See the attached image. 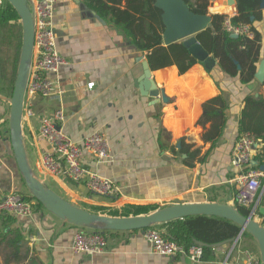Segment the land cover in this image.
Masks as SVG:
<instances>
[{"label":"crops","instance_id":"1","mask_svg":"<svg viewBox=\"0 0 264 264\" xmlns=\"http://www.w3.org/2000/svg\"><path fill=\"white\" fill-rule=\"evenodd\" d=\"M91 5L90 0H59L56 4V44L67 63L57 75L53 93L37 95L33 115L23 119L25 143L35 173L72 203L111 216L136 215L135 205L160 208L188 202L234 203L237 188L231 180L237 171L231 157L239 136V121L247 95L264 96V83L255 78L244 84L239 76L215 68L217 85L201 63L184 74L171 65L152 70L161 96L151 97L142 84L143 62L148 53ZM221 8L211 11L237 14L236 6L222 4ZM262 10L263 18L255 23L262 34L260 60L264 57ZM90 83H94L92 87ZM221 93L229 103L227 122L219 142L211 148V143L203 140L210 123L201 125L198 121L203 103ZM10 97L0 92V197L16 191L28 198L31 193L10 141ZM59 110L63 120L55 122L73 140L82 141L95 132L109 139V161H85L92 170L114 181L113 194L94 193L84 184L45 169L42 158L49 145L40 134L41 120L53 117ZM197 149L199 154L192 157ZM263 152L264 142L259 140L253 156ZM262 185L258 211L264 216V177ZM31 200V216H0V264H231L243 262L245 250L261 256L258 240L245 232L237 242L214 245L213 259L211 256L192 261L183 254L162 256L153 252L144 230L79 227L39 206L36 199ZM79 230L102 232L108 241L105 251L74 252L73 237ZM18 236L21 239L15 243Z\"/></svg>","mask_w":264,"mask_h":264},{"label":"trees","instance_id":"2","mask_svg":"<svg viewBox=\"0 0 264 264\" xmlns=\"http://www.w3.org/2000/svg\"><path fill=\"white\" fill-rule=\"evenodd\" d=\"M90 1L91 6L97 10L100 16L123 28L132 37L135 45L148 53L152 70L175 65L179 72L184 74L193 65L200 63L189 53L182 42L164 44L163 10L156 6L157 0ZM185 1L194 12L208 13V0ZM260 4L261 0H236L237 14L231 17V22L234 25L249 24L254 34L253 37L232 36L226 30L225 19L227 16L223 13H214L211 27L197 35L205 49L218 60L216 69L233 77L239 76L244 84L255 79V73L260 63L262 34L255 25L257 21L263 18V10ZM21 25L18 12L6 0L5 5L0 8V92H5L8 96L13 94L18 71V56L21 54L23 39V31L20 32ZM21 30H23L22 26ZM206 71L219 85V81L216 80L213 73L214 69L206 68ZM245 103V109L242 111L239 121V136L242 133H248L255 138L257 143L259 140L264 142V96L262 93L249 94ZM228 106L229 103L223 93L203 103V114L198 122L201 125L210 123L209 129L203 135V140L210 142L211 148L219 142L223 135L227 122L226 110ZM198 154L199 149L192 152L191 156L195 157ZM262 154L254 156V160L257 162L254 167L264 164V152ZM28 198L36 199L32 195ZM37 202L39 206H44L38 200ZM235 206L242 214H250L249 208L236 202ZM133 207L136 215L147 214L158 209L157 205H135ZM151 227L161 230L165 238L182 244L186 250L198 245L197 242L199 241L206 243L202 247V258L206 260L213 255L214 245L233 241L241 231V227L237 223L224 217L211 215H194L168 223L155 224ZM245 233L249 232L245 231ZM20 239L18 236L15 243L19 242ZM17 246L19 245L17 244Z\"/></svg>","mask_w":264,"mask_h":264},{"label":"built area","instance_id":"3","mask_svg":"<svg viewBox=\"0 0 264 264\" xmlns=\"http://www.w3.org/2000/svg\"><path fill=\"white\" fill-rule=\"evenodd\" d=\"M59 0H30L35 22V45L29 80L24 100L25 117L33 115L34 98L37 95L49 96L55 90L56 79L61 68L67 63L59 53L56 44L53 18L56 4ZM6 0H0V8ZM225 27L231 34L253 37L249 24L234 25L230 13H223ZM94 83H90L92 87ZM63 120L62 111H57L53 117H43L40 134L48 143L49 148L43 153V165L50 173L67 178L78 184H84L92 192L101 195H111L115 192L114 181L92 170L85 159L97 162L109 161L112 157L110 142L102 132H95L82 141L73 140L66 135L57 120ZM255 138L248 133H242L232 151L231 164L237 174L231 180L236 185L237 193L234 204L239 203L250 209L257 221L264 225V216L259 214V191L262 188L264 170L254 167ZM34 212V201L23 196L20 192H11L0 197V216L14 214L20 217L31 216ZM145 239L151 245L154 253L162 256L174 257L187 255L192 261H198L203 255V248L195 245L189 250L173 240L164 237L163 232L155 227H149L144 232ZM107 238L100 232L87 233L79 230L73 237L72 249L77 253L94 254L105 251ZM243 262L231 264H262L261 256L250 250L244 251ZM226 264V263H225Z\"/></svg>","mask_w":264,"mask_h":264},{"label":"water","instance_id":"4","mask_svg":"<svg viewBox=\"0 0 264 264\" xmlns=\"http://www.w3.org/2000/svg\"><path fill=\"white\" fill-rule=\"evenodd\" d=\"M18 12L23 29L22 49L14 91L9 98L10 141L18 169L31 195L44 207L59 218L79 227L93 226L118 231L144 230L155 224L168 223L194 215H211L227 218L241 227L239 235L233 240L237 242L245 231L253 235L259 242L262 264H264V225L252 215L242 214L233 203L219 201L175 203L160 207L150 213L132 216H111L92 212L82 208L59 195L47 186L35 173L25 143L23 129L24 100L29 80L35 45V22L30 0H7ZM227 6H236V0H223ZM156 6L163 10L162 19L165 26L163 40L165 45L181 41L189 53L204 67L215 69L218 60L209 53L199 41L197 35L211 27L214 13H196L190 9L185 0H157ZM261 9L264 0H261ZM103 20L100 16H98ZM232 36H238L232 34ZM144 74L142 84L151 97L159 98L160 91L152 79V68L148 59L143 62ZM255 78L264 83V57L260 60ZM140 82L138 85L140 86ZM59 127V126H58ZM181 143H179V146ZM254 165L257 162L253 159ZM264 170V164L260 166ZM204 246L206 243L197 242Z\"/></svg>","mask_w":264,"mask_h":264},{"label":"rangeland","instance_id":"5","mask_svg":"<svg viewBox=\"0 0 264 264\" xmlns=\"http://www.w3.org/2000/svg\"><path fill=\"white\" fill-rule=\"evenodd\" d=\"M209 1V8H208V12H212V13H223V12H213L211 11V8L214 10V9H222L221 8V5L219 0H208ZM226 13V12H225ZM19 25V24H17ZM22 26V25H21ZM21 26H20V32H22L23 30H21ZM17 30H19V28L15 27ZM2 33V32H1ZM23 33V32H22ZM181 42V41H179ZM12 52V51H11ZM10 53V52H9ZM18 55V53H16ZM4 55V53H3ZM5 57V56H4ZM19 57V60H18V66H19V61H20V56ZM234 204V203H233ZM235 205V204H234Z\"/></svg>","mask_w":264,"mask_h":264},{"label":"bare ground","instance_id":"6","mask_svg":"<svg viewBox=\"0 0 264 264\" xmlns=\"http://www.w3.org/2000/svg\"><path fill=\"white\" fill-rule=\"evenodd\" d=\"M219 2L223 4V0H219ZM223 5H224V4H223Z\"/></svg>","mask_w":264,"mask_h":264}]
</instances>
